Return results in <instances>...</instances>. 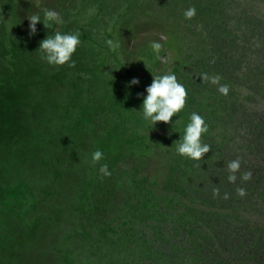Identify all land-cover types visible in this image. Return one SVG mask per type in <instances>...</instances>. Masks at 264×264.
Returning <instances> with one entry per match:
<instances>
[{"label": "clouds", "instance_id": "1", "mask_svg": "<svg viewBox=\"0 0 264 264\" xmlns=\"http://www.w3.org/2000/svg\"><path fill=\"white\" fill-rule=\"evenodd\" d=\"M63 1L55 0L49 9L37 7L30 3V0L25 1L32 4V7L35 6L41 12L43 11V19L38 13H34L27 18L29 24L26 38L31 39L36 34L37 23H43L40 25L42 29H53L55 24H63L59 10L56 12L51 9L59 6L62 10L72 12L69 8L77 7L82 3L73 13L84 18L87 16L85 19L86 24H80V32L85 35L89 33L91 39H84V48H79L81 43L80 32L62 34L59 31H55L53 35L47 36L41 42H36L39 44L40 53L37 54L35 48L28 47V55L31 56V59L24 63L27 69L25 72L14 70L8 73L7 81L1 84L0 93L9 99L25 98L30 103L18 107L9 105L11 110L23 122L19 128L28 129L27 138L18 144L19 148L13 153H6L7 149L0 146V157L6 155L5 158L9 160L7 163L10 166H24V158L26 159L38 150L44 130L41 129L42 124L36 126L37 118L42 116L41 105L43 108L49 106V103H44V100L55 104L58 92L53 91V88L59 87L71 92L81 91L82 89L87 90L89 101L95 104V108L98 104H103L105 107L108 105L110 108V96L114 93L117 85L129 81V92H131L130 90H134L144 78V76L137 77L135 75L137 68L143 67L147 69L150 66L147 65V61L154 58L164 59L159 57V53L168 43H159L152 39L151 41L133 44L132 34L127 30L128 25L131 23L130 14L137 15L141 13L144 19L143 26H141L143 29L150 24L165 29V24L167 28L165 30L170 35L169 38H175L177 42L180 39L185 40L187 35L182 38H178L175 35L177 30L167 20L170 17L166 16L164 10H156L153 7L155 0H146L147 3L144 4L143 0H109L110 9L104 8V4L98 3V0ZM61 2H63L62 5L60 4ZM183 15L187 20L193 19L196 16L195 7H189L184 10ZM90 17H94V19L91 20ZM87 26H89L90 30ZM181 26L182 24L180 23L179 28ZM186 41L182 44L186 46L184 52L176 45V49L181 55L177 62H181L180 65L182 66L160 68V73L157 74L159 76H152L151 84H145L143 87L144 93L138 94L136 105L126 102L122 104L125 107L124 109L118 106L114 107L117 109L118 115L120 114V121L122 120L121 115H123L130 122L132 130H135L134 133L136 135L133 137L135 141L132 140L134 143L128 144L122 141L116 146V150L109 151L108 147L104 146L100 140L98 141V147L92 146L91 143L94 142L96 133L93 136H88L83 144L82 151H84V154L90 155V159L87 161L89 171L95 168L99 169V173L104 176V179L100 182L83 180L70 183L66 187L64 203L67 206L75 208L78 206L81 209L86 204L88 208L92 210L98 208L101 213H104L102 217L94 215L88 220L82 219L81 223L75 221L70 225L72 230L79 232L82 229L84 234L92 233L96 232L94 225L100 223H105L111 229L118 230L116 236L105 239L104 244L97 246L103 253L107 249H111V246H114L112 250L114 255L117 249L121 251L118 253L120 257L126 256L124 251H130L132 254L143 253L149 256V258L143 257L146 264L158 263L159 257L153 255L159 253L155 254L151 249H147L145 252L141 248L140 240L145 235L147 221L157 222L164 220V216L168 214L167 207L162 206V204L168 200L172 193L163 186V183L169 179V171H173L178 166L176 165L177 155L169 156L168 148L165 155L156 153L155 156H151L150 150L153 148L151 144L153 141L162 138V136L169 137L181 133L182 127L175 128L174 126L176 125L171 122V118L173 120L177 117L183 119L179 113L184 109L189 93L184 87V82L182 83L183 85L178 82L181 78H178L177 73H184L183 66L187 72L194 70L189 68V66L196 65L186 62L189 59L187 54H190L191 58L197 59L201 63L202 56L194 55V49L202 52V50L207 51L210 48L209 45L202 43L205 47L200 44L195 45L194 49H189ZM197 47L200 49H197ZM150 49L156 54L154 58L150 55ZM116 66L118 70L115 69ZM174 68H177L176 72L172 71ZM199 77L203 82L216 85L217 91L221 95H228L230 86L221 84V78L218 75L210 77L205 72L201 73ZM69 79L86 80L88 84L79 89L72 84H68L66 81ZM126 104L133 108L143 109L140 111V125H143L144 118L152 126H146L143 130H138V124L134 123L138 120L139 113L132 115L134 113L125 106ZM120 109L127 113H120ZM95 120L90 123V128L93 127ZM158 122H162L163 128L154 126ZM26 124H31L32 126H23ZM35 130L38 132L37 134ZM207 132L208 125L205 119L196 112L191 113L190 122L184 129V135L182 139L180 138L177 141V154L194 161H201L204 154L211 149V146L202 143L201 139ZM96 140H98V137ZM146 143H149L150 146L146 147ZM90 147L94 148V150H90ZM52 150L42 151L35 167H39L44 163L45 159L54 156L56 151L51 152ZM157 159L158 163L155 166L154 163H156ZM159 163L162 171L158 165ZM203 166L201 163L199 167ZM205 167L204 171H207L208 167ZM240 168L241 161L239 158L228 162L227 171L229 175L227 180L229 183L234 184L237 181L236 174L240 172ZM158 172L161 175L158 176ZM112 173H115L118 177V183L112 178ZM22 176L23 170L4 168L0 164V240L9 239L14 237L15 234H20L19 230L30 223L28 215L34 214L36 207L42 210L45 209L46 212H52L53 206L56 205L50 192L56 190L58 183L54 186V189L47 186L44 188L45 190L36 191L37 195L33 194L35 197L33 199L32 196L26 197V195L21 193L18 194ZM251 177V171H245L241 173L239 178L241 181L246 182ZM235 191L236 195L241 198L247 195L246 189L243 187H237ZM212 195L214 198L219 197L220 189L213 188ZM13 198H17L20 203L13 205ZM28 198L32 199L31 202L28 201ZM222 198L225 200L229 199L230 193L225 192ZM28 204L30 207L26 206ZM20 205L22 207L18 212ZM12 210H15V213ZM55 229L57 235H53V239L41 243L38 248L41 255L47 252L44 256H46V259H50L48 263L57 264L61 253L64 252L67 255L72 254L77 262L81 261V264L82 262L87 264V255L83 251L86 250L85 246L82 244L73 245L75 241L72 238L70 240L67 238L62 243V236H58L59 230L57 227ZM98 234H100V231H98ZM124 234L127 235L125 243L123 241ZM117 238L120 239L121 244L112 242ZM17 239L22 245L16 248V254L24 256V262L41 264L36 259V245L29 247L24 236H17ZM75 239L78 240V238ZM36 240L39 241L38 239ZM69 246H71V250H69ZM89 264L98 263L90 260Z\"/></svg>", "mask_w": 264, "mask_h": 264}, {"label": "trees", "instance_id": "2", "mask_svg": "<svg viewBox=\"0 0 264 264\" xmlns=\"http://www.w3.org/2000/svg\"><path fill=\"white\" fill-rule=\"evenodd\" d=\"M201 1H204L202 2L203 7L202 9H199L196 7V2ZM225 1L226 3H222L220 2V0H193L196 12H199L201 16L207 17L208 19L211 15L212 17L210 20L214 22H220V24L205 23L202 26V33L204 35V38L206 39V41L204 42L211 43L207 45L211 46L212 50H216L218 53L221 52L219 53L221 55L216 59L213 57V55L210 59H204L202 57V61L200 63L199 60H195L194 58H191L190 54H187L189 59L186 60V62H188L189 64H195L196 66H189V68H193L194 70L191 72H187L185 71V67L183 66L184 73H177L178 78L181 79H186L191 76L188 80L195 83V86H197V88L205 87V96L220 103L214 107H211V103H199L194 108H192L190 107V104L186 102L184 109L181 111V113H179V115L181 114L182 117L184 114L190 115L193 112L198 113L205 119V122L208 125V131L212 134H220V130L227 125V122H229V118L226 117L223 120V125H220V122L217 118V111H221V107H223L224 109L231 108V102H226L225 99L218 100L215 98L218 97L217 95H215L216 93L212 91L207 92V88L212 90L214 85L208 82L201 81L199 75L206 72L211 77L212 75L205 70V68H211L213 70V73L221 78V81H230L232 79L236 80L240 76V71H248L252 69L251 65H253V63H251L250 65L243 61L251 55H256L253 51L256 46L251 45L249 47L248 41L243 40V38L237 32H234L233 29L228 26L229 20L227 18H225V21H220L221 18L218 16L219 14L215 13L213 10H210L211 6H214L217 10V7L219 6L216 4V2H219V5L223 6L225 12L230 15L231 10L235 9V6H237L242 1L248 0ZM98 3H103L104 8L110 9L109 0H98ZM155 3L159 4L158 0H155ZM193 4L189 3L186 9H188L189 7H193ZM164 7H170L168 0L166 3H163L162 8ZM75 8L76 7L69 8L72 11L69 12L66 10H62V8L60 7L59 13L63 19V24H55L53 26V29H42L40 25L43 23H37L36 34L32 36L31 39H27L26 31L28 30L29 24L27 18H29L34 13H38L43 19V12H41L40 9L35 6L32 7V4H30L29 2H25L24 0H0V87L1 84L7 81V75L9 72H12L14 70L25 72L27 70L24 63L27 60L31 59V56L28 55V47L35 48L38 54L40 53V50L39 44L36 42H41L47 36L53 35L55 31H59L62 34L80 32L81 23L79 22V17L75 15V13H73V10ZM173 14V9H171V15ZM90 19L93 20L94 17H90ZM56 26H58V29H55ZM183 29H185V32L181 34ZM192 32V29L190 32V28L181 26L179 30L175 32V35L178 38H182L185 37L187 33L190 34ZM245 35L248 34L245 33ZM187 36L188 35H186V37ZM229 38L232 39V42L230 43L231 45L247 49L241 50L242 52L237 54L236 58L242 56L243 61L240 62L239 65L238 63H235L233 66L228 67L230 68V70H228L226 62L229 60L230 56L225 55L227 51H230L232 47L227 44V39ZM84 39H91L90 34L87 33L85 35L84 33H81V43L79 45V48H84ZM186 45L189 49L195 48V45H193V39L191 38H187ZM203 51L205 50H202V52ZM193 54L202 56V54H200V51L196 49H194ZM150 55L153 56V58L156 56V54L152 50L150 51ZM234 69H236L237 71L234 72ZM176 70L177 68H174L172 71L176 72ZM236 72H238L237 76ZM147 79L148 77H144L141 83L137 87H135L134 90H130L131 94H129V81L117 85L114 89V93L112 94V96H110V108L108 105L105 107L103 104H98L95 108V104L89 101L88 91L82 89L83 86L88 84L86 80L80 81L69 79L66 81L68 84H72L75 87L82 89L81 91L71 92L59 87L52 89L53 91L58 92V94L56 95L55 104L51 101L44 100V103H49V106L43 108L41 105L42 116L37 118L36 126L42 124L41 129L44 130L38 150L26 159L24 158V166L8 165L7 162L9 160L5 158L6 155L0 157V164H2L4 168H15L18 170H23L22 183L20 184L18 194L21 193L23 195H26V197L32 196L33 199H35L33 194L37 195L36 191L45 190L44 188L47 186L54 189V186L58 183L56 190L54 192H50L56 202V205L53 206L52 212H46L45 209L42 210L39 207H36L35 213H31L28 215L30 223L19 230L20 234H15L14 237L9 239L0 240V264H32L31 262H24L25 257L18 256L16 254V248L22 245V243L17 239V236H24L29 247L36 245V259L39 260L41 264H50L48 263L50 259H46V256H44L47 252H44L43 255H41L38 248L41 243L47 240H51L53 239V235H57L55 229L56 227L59 230L58 236H62V243L65 239L69 238L70 240L72 238V240L75 241V244L73 245L77 246V244H82L83 246H85L86 250L83 251L87 256L90 251H92L91 247L100 246L105 243V239L117 235L118 230L111 229L109 226L105 225V223L94 225V227L96 228V232L92 233L88 232L87 234H84L80 227L79 229L81 230L79 232H75V230H72L70 228V225L75 221L81 223L82 219L88 220L94 215L96 217H102L104 216V213H101L98 208L92 210L88 208L86 204L83 205V208L81 209L78 206L77 208L67 206L64 203L66 197V187L70 183L81 182L83 180L100 182L104 179V176L99 173V169L95 168L89 171L87 161L90 159V155L84 154V151H82L83 144L85 143L88 136H93L96 133L94 142L91 143L92 146L98 147V141L100 140L104 146L108 147L109 151L116 150V146L122 141L128 144L134 143L132 140L135 141V139L128 138L127 134L129 130H132L130 122H128L123 115H121L122 120L120 121V114L118 115L117 109H115L114 107L118 106L120 108L122 104L126 102H130L131 104L136 105L138 94H141V92L144 93L143 87ZM194 79H196L197 82ZM184 84L185 86H188V81H184ZM45 85H47V83H45ZM252 93L254 94V86L250 91L247 92L248 96ZM189 98H191L190 94H188L187 96V101ZM23 104L30 103L25 98L9 99L5 95L0 93V146L7 149L6 153H13L14 151H16L17 148H19L18 144L22 143L27 138L28 129L19 128V126L23 124V122L21 121V118L17 116L9 106L11 105L14 107H18ZM260 105L264 106V101L261 100L258 106ZM243 108H245L248 112V109L245 106H242V103L239 100H236L233 103L234 112L243 111ZM96 113L98 114L96 115ZM120 113L126 114L127 112L120 109ZM226 113L228 112L223 111L219 115L221 116ZM208 117H210V120ZM94 119L96 120L93 124V127L91 125V127L93 128L92 129L90 128V123ZM230 122H232L233 125L238 124V120H235L233 122L232 118H230ZM23 126L32 125L26 124ZM182 126L183 122L174 127L180 128ZM97 128H99L100 130ZM35 133L37 134L38 132L35 130ZM134 135L136 134L134 133ZM97 137L98 140H96ZM175 138H178V136L175 135ZM253 144L254 142L252 143V141L249 143V149L247 151L245 150V155H241V157H243L244 159H248L249 161H253L254 159H256ZM145 146L149 147L150 144L146 143ZM219 147H223V145H220ZM51 149H53L51 152L56 151V154L49 157V159H45L44 163L39 167H35L40 157L39 154L42 151ZM89 149L94 150V148L91 147ZM205 169V166L199 168L201 172ZM211 169H213V171H210ZM215 170L216 167H208L207 171L203 172V175L206 177V182H208V184L211 183L210 178L212 175H210V173L214 172ZM241 173L242 171L238 172L236 174L237 177H240ZM225 174V170L220 167V170H218V175ZM169 175V179L163 183V186L166 187L172 194L177 193L176 189L173 186L174 182L171 170L169 171ZM112 178L116 183H118V177L115 173H112ZM99 185H101V183H99ZM233 186V183H228V186L224 189L219 188L220 204L222 201H225V199L222 198L225 192L230 193V198L236 196L235 190L237 186L234 188ZM209 193L212 194V189H208L206 191V197L208 199ZM230 198L227 199V202L230 200ZM18 203H20L19 200L17 198H13V205H16ZM26 206L30 207L29 204ZM21 207L22 205H20V207L18 208V212L19 210H21ZM12 212L15 213V210H12ZM225 217V213L222 212V214L213 221L214 226L211 225V227H215L213 231H219V228L221 227V225H223L222 222L226 220ZM167 221L168 220L164 217V220L157 221L154 223V225L158 227L161 223L165 222L167 224ZM119 229L121 228L119 227ZM98 231H100V234H98ZM158 232L160 231L158 230ZM183 235H185V232H183ZM178 236L182 235L176 234L175 237ZM75 238H78V240H76ZM164 238L165 242L168 241V247H176L178 252H185L189 254L188 250L185 249V244L178 243L177 239H173L171 242V240L167 238V234L164 236ZM36 239H38L39 241H37ZM147 239L149 240L151 239V237ZM224 239L225 238L221 236H217L212 241L207 240L205 245L201 247V251L197 252L198 257L196 260V264H209V262L212 261H214L212 264H218L219 261L225 262L224 264H228L230 260L227 256L228 252L225 249V245L223 246L224 243L222 241ZM109 241H111V239H109ZM142 241L144 242V240L142 239L140 240V244L142 243ZM145 243H149L147 246L148 250L151 249L153 253L157 254V251L152 248L154 243H150V240ZM97 251L99 255L104 256L103 252H101L100 250ZM99 255L95 254V258L93 261L98 264H102V258ZM158 255L159 254L153 256L159 257L160 259V256ZM206 258H209L210 260ZM57 262V264H78L77 260L72 254L67 255L66 253L64 254V252L61 253ZM165 264L168 263L165 262ZM237 264L244 263L240 261L237 262Z\"/></svg>", "mask_w": 264, "mask_h": 264}, {"label": "rangeland", "instance_id": "3", "mask_svg": "<svg viewBox=\"0 0 264 264\" xmlns=\"http://www.w3.org/2000/svg\"><path fill=\"white\" fill-rule=\"evenodd\" d=\"M27 1V0H24ZM64 0L63 2H65ZM55 0H30V3L37 7L49 9L51 4ZM61 2L60 4L62 5ZM159 4L155 3L154 8L156 10H164L166 16L170 17L167 20L172 23L173 27L178 31L180 23L182 26L192 29V33H187V38L193 39V45H200L202 43L211 44L204 42L205 38L202 33L201 26L205 23H218L214 22L207 17H203L199 12H196V18L194 17L191 20L184 18V10H186L187 5L193 4V0H168L170 7L168 9H163V3H166L167 0H158ZM202 2H196V7L202 9ZM222 3H226L225 0H220ZM147 3L146 0H143V4ZM219 6L217 10L214 6H211L210 10H213L215 13L219 14L221 18L220 21H225V18L229 20V27L233 29L234 32H237L245 41H248L249 47L251 45L256 46L253 51L256 55H251L243 61L242 56L236 58L238 53H241L243 49L231 45L232 39H227V44L232 46L230 51H227L225 55H229L230 58L227 62V68L233 66L235 63L240 64V62H245L251 65L252 71H240V76L235 80L230 81L220 80L221 84H228L230 86V91L227 96L221 95L217 91V86L214 85L213 89L210 90L207 88V92H214L218 97H215L218 100L225 99L226 102H231V108L224 109L220 108L221 111H217L218 121L220 125H223V120L228 117L229 122L220 130V134H215L207 132L202 136V143L209 144L211 149L208 153H205L201 161H194L187 157L180 156L176 152L177 141L184 135V131L181 133L174 134L175 136H169L168 138L163 137L152 142L150 150L151 156H155L156 153H161L165 155L167 153L166 149L169 150V156L177 155L176 157V167L173 171V186L176 189L177 193L171 194L168 200L164 201L162 206L167 207L168 214L164 216L168 221L167 224L161 223L158 227L154 225V221H147L146 223V232L143 235V240L141 243V248L146 252L147 246L145 242L150 240V243H154L152 246L161 257L158 260L157 264H196L198 257L197 252L201 251V247L205 245L207 240H213L217 236L225 238L222 242L225 245V249L228 252L227 256L230 260L228 264H237V262L242 261L244 264H264V106H258L259 102L264 101V0H248L242 1L235 9L231 10L230 15L227 14L224 10V7L219 5V2H216ZM82 5H78L74 10H77ZM216 6V5H215ZM193 7L195 5L193 4ZM165 8V7H164ZM171 9H173L174 14H171ZM54 11L59 10V6ZM43 12V11H42ZM209 13V12H208ZM234 15V16H233ZM131 23L128 25L127 30L132 34L133 44H138L143 41H153L159 43H168V45L163 47L160 51L159 57L164 58L163 60L159 58H154L147 61V69L143 67L137 68V77H148L147 82L144 84H151L152 78L160 73V68L166 69V67H174L180 65L181 62H177L180 53L176 49V45L179 46L183 52L186 46L182 45L185 43L184 39H180L178 42L175 38L170 39V35L164 24L165 29H161L154 24L148 25L145 29L143 26L144 19L141 13L135 15L130 14ZM79 22L81 25L86 24V20L83 16H78ZM206 20V22H205ZM87 28L90 30L89 26ZM58 29V26L55 27ZM185 32V29L182 30L181 34ZM247 33L248 35H245ZM152 41V42H153ZM202 47H205L202 44ZM197 49H200L197 47ZM260 49V50H259ZM134 50V49H133ZM259 50V51H257ZM239 51V52H238ZM204 59H210L211 56L216 59L220 56L221 52L212 50V47L207 49V51L200 52ZM134 56L133 53H131ZM263 56V57H262ZM181 59V58H180ZM118 70V67H115ZM204 69V68H203ZM202 69V70H203ZM212 76H216L213 73L211 68H205ZM230 70V68H228ZM237 71L234 69V72ZM238 72H236L237 76ZM153 76V77H152ZM201 79V78H200ZM196 81V79H194ZM188 81V86L186 88L187 92L190 94L191 98L188 99L190 107L194 108L197 104H207L211 103V107H214L220 103L216 100L209 99L204 95L205 87L197 88L196 84L190 82L187 78L180 79L178 82L183 83ZM140 82V81H139ZM197 82V81H196ZM183 85V84H182ZM254 86V94H247ZM257 93V95H256ZM131 94V92H129ZM239 100L242 103V106H245L248 109V112L245 108L243 111H233V103ZM249 100V101H247ZM136 115L139 113V118L135 121L134 124H138V130H143L146 126H152L149 121H146L143 118V125H140L141 114L140 111L143 109L133 108L129 105H125ZM124 106H121V109H124ZM195 111V110H194ZM223 111L228 113L224 115H219ZM231 112V113H230ZM210 120V117H208ZM232 118L233 122L238 120V124L230 122ZM171 122L175 125H179L183 122L182 130L185 129L187 124L190 122V115L184 114L182 118H176ZM232 123V124H231ZM170 124V123H168ZM158 127H162V122H158ZM135 130L128 131V138H133ZM125 133V132H124ZM173 134V133H172ZM254 139V140H253ZM252 141L256 159L249 161L244 159L241 155H245V150L249 148V143ZM258 141V143H257ZM223 145V147H219ZM219 147V148H218ZM239 158L241 161L240 171H251L252 177L250 180L244 182L237 177V181L233 184L234 187L241 186L246 189L247 195L243 198L239 196H234L227 200L219 203V197H212V194L209 193L206 197V191L213 188H222L228 186L227 177L229 175L227 171V164L229 161ZM158 163V159L154 165ZM207 167H216L214 172H211L210 175L214 176L210 178V184L206 182V177L203 175V172L199 170L201 165ZM161 169V164H158ZM220 167L223 168L226 172L225 175H218V170ZM162 171V169H161ZM210 171H213L211 169ZM157 175H161L160 172ZM33 198V197H32ZM32 199L28 198V201L31 202ZM225 213L226 217L219 228V231H213L215 227L213 221L216 220L219 215ZM158 230L160 232H158ZM185 232V235H183ZM215 232V234H214ZM167 234L169 240L177 239L178 243L185 244V249L188 250L187 253H180L177 251L176 247H168V241H164V236ZM176 234L182 236L175 237ZM147 235V236H146ZM175 235V236H174ZM151 239H147L150 238ZM60 238V237H59ZM127 235H123V241L126 242ZM116 244H121L120 239L117 238L112 241ZM92 251L87 256V264L94 260L95 254H98V247H91ZM114 246H111V249L104 251V256L99 255L102 258V264H146L144 258H149L148 255L143 253L132 254L130 251H124L125 257L118 256L120 249H117L115 255L112 252ZM71 250V246H69ZM144 257V258H143ZM209 259V258H206ZM210 260V259H209ZM214 261L209 262L212 264ZM81 264V261H78ZM225 262H218V264H224ZM86 264V262H82ZM101 264V263H100ZM154 264V262L152 263Z\"/></svg>", "mask_w": 264, "mask_h": 264}]
</instances>
